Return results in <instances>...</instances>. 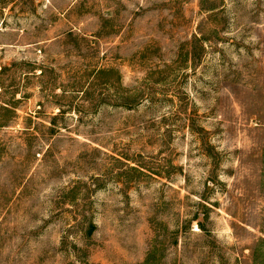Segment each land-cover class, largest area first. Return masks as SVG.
I'll return each mask as SVG.
<instances>
[{
  "label": "rangeland",
  "instance_id": "1",
  "mask_svg": "<svg viewBox=\"0 0 264 264\" xmlns=\"http://www.w3.org/2000/svg\"><path fill=\"white\" fill-rule=\"evenodd\" d=\"M0 264H264V0H0Z\"/></svg>",
  "mask_w": 264,
  "mask_h": 264
}]
</instances>
